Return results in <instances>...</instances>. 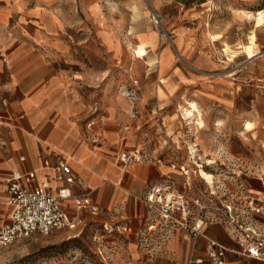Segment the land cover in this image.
Returning a JSON list of instances; mask_svg holds the SVG:
<instances>
[{
	"label": "crops",
	"instance_id": "1",
	"mask_svg": "<svg viewBox=\"0 0 264 264\" xmlns=\"http://www.w3.org/2000/svg\"><path fill=\"white\" fill-rule=\"evenodd\" d=\"M81 6L87 14L95 10L86 0ZM73 8V0H0V227L10 210L2 175L34 171L33 186L52 173L44 160L53 164L60 155L68 159L76 178L74 194H88L99 210L79 208L73 199L62 201L76 226L56 232V240L85 232L91 245L96 228L128 222L130 234L111 264H137L146 258L136 240L146 213L140 198L152 182L175 173L167 159V140L178 144L181 129H192L196 121L195 114L191 119L184 116L183 107L192 109L190 104L199 105L200 100L216 103L214 96L222 98V79L211 82L209 94L214 98L198 94L195 85L206 83L198 72L206 63L217 62L211 59L206 35L195 26H184L173 40L179 54L169 45L161 51L162 71L155 86L140 91L138 98L99 89L71 64L72 46L65 35L76 23ZM140 37L148 49L146 35ZM206 110L201 108L202 113ZM138 146L158 160L123 168L118 153ZM208 239L227 248V264H264L243 255L222 225L205 226L197 238L177 233L155 262L188 264L201 259L210 264Z\"/></svg>",
	"mask_w": 264,
	"mask_h": 264
},
{
	"label": "rangeland",
	"instance_id": "2",
	"mask_svg": "<svg viewBox=\"0 0 264 264\" xmlns=\"http://www.w3.org/2000/svg\"><path fill=\"white\" fill-rule=\"evenodd\" d=\"M86 1L95 8L93 14L82 10L83 0H73L76 23L65 35L72 46V67L86 73L91 85L129 98H138L140 91L158 83L161 51L169 45L178 53L173 40L181 27L195 26V31L206 35L211 59L217 63H206L198 72L206 83L196 84L195 89L202 98H210L211 82L221 78L218 95L222 98L214 96L216 103L198 102L196 121L201 117L205 127L198 128L196 121L192 129L184 126L180 152L190 159L187 146H192L190 163L195 159L203 164L202 170L231 182L241 170L244 180L260 186L259 179H264V0ZM142 34L148 49L141 43ZM199 106L208 111L202 113ZM187 109L191 110L182 109L185 117ZM247 120L254 122L249 129ZM56 236V232L33 234L9 245L0 251V264H86V255L98 261L90 249L89 233L71 239L56 240Z\"/></svg>",
	"mask_w": 264,
	"mask_h": 264
},
{
	"label": "built area",
	"instance_id": "3",
	"mask_svg": "<svg viewBox=\"0 0 264 264\" xmlns=\"http://www.w3.org/2000/svg\"><path fill=\"white\" fill-rule=\"evenodd\" d=\"M166 145L167 159L175 173L159 177L140 198L146 213L136 240L146 258L137 264H156V258L177 233L197 238L208 225H222L243 255L264 263V179H259L260 186L253 185L239 175L240 170L232 182L222 176L209 181L202 175L203 164L195 159L190 163L195 151L192 146H187L190 159L186 160L177 143L167 140ZM157 160L145 146L122 150L117 155V162L123 168ZM44 166L51 168L52 173L33 186L30 185L36 180L34 171L2 175L10 210L0 227V251L33 234L51 235L75 227V218L62 207L64 200L73 199L76 206L92 212L99 210L88 194H74L76 178L66 157L59 155L53 164L46 159ZM130 231L128 222L105 223L96 228L91 234L93 248L90 249L98 261L94 263L86 255V264H111ZM227 251L223 244L208 239L210 264H227ZM188 264H202V260L192 259Z\"/></svg>",
	"mask_w": 264,
	"mask_h": 264
},
{
	"label": "bare ground",
	"instance_id": "4",
	"mask_svg": "<svg viewBox=\"0 0 264 264\" xmlns=\"http://www.w3.org/2000/svg\"><path fill=\"white\" fill-rule=\"evenodd\" d=\"M191 106H192V109L191 110H188L187 109L188 110L187 111V114L185 113L186 116L188 118H190V119L196 113H198V115H200V111L198 109L197 104L196 103H191ZM196 125H197L198 128H203V127H205V121L200 117L196 121ZM252 125H253V123L251 121H247V123H246V129L251 128ZM201 172H202V175L204 176V178H207L209 181H211V179H213L215 177L212 173H208V172H206L204 170H202Z\"/></svg>",
	"mask_w": 264,
	"mask_h": 264
}]
</instances>
